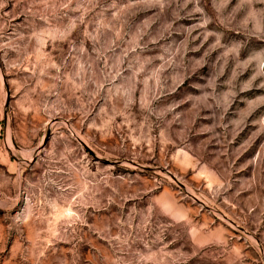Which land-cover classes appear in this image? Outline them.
Here are the masks:
<instances>
[{"label":"rangeland","instance_id":"obj_1","mask_svg":"<svg viewBox=\"0 0 264 264\" xmlns=\"http://www.w3.org/2000/svg\"><path fill=\"white\" fill-rule=\"evenodd\" d=\"M0 264H264V0H0Z\"/></svg>","mask_w":264,"mask_h":264}]
</instances>
